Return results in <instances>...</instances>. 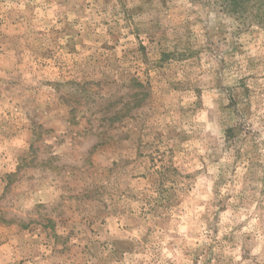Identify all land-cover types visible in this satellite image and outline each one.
<instances>
[{"label":"rangeland","instance_id":"obj_1","mask_svg":"<svg viewBox=\"0 0 264 264\" xmlns=\"http://www.w3.org/2000/svg\"><path fill=\"white\" fill-rule=\"evenodd\" d=\"M249 6L0 0V264H264Z\"/></svg>","mask_w":264,"mask_h":264},{"label":"trees","instance_id":"obj_2","mask_svg":"<svg viewBox=\"0 0 264 264\" xmlns=\"http://www.w3.org/2000/svg\"><path fill=\"white\" fill-rule=\"evenodd\" d=\"M236 9H240L242 6H249L251 2V13L257 18L259 24L264 25V0H225Z\"/></svg>","mask_w":264,"mask_h":264}]
</instances>
